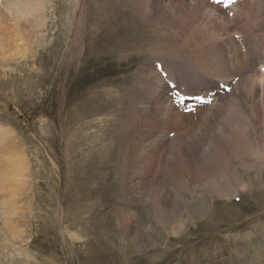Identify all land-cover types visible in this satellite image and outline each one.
Listing matches in <instances>:
<instances>
[{
  "label": "rangeland",
  "instance_id": "rangeland-1",
  "mask_svg": "<svg viewBox=\"0 0 264 264\" xmlns=\"http://www.w3.org/2000/svg\"><path fill=\"white\" fill-rule=\"evenodd\" d=\"M30 1L23 0L26 4L22 6L31 11H21L24 15L28 12L29 16L36 11L31 21L43 26L42 40L38 44L33 42L24 56L0 66V130L6 133L3 141L7 139V145L0 139V146L4 148L3 154L17 153L23 157L27 167L23 176L11 179L8 172L10 177L7 173L6 177L10 182L6 178L3 181L0 200L8 194L4 189L9 184L12 195L6 199L11 203L7 209L11 208L8 215L13 218V226L8 227L0 211V264H264V164L253 163L249 155L260 146L258 133H264V129L257 132L252 127L249 134L254 137L249 140L247 150L238 152L239 156L228 165L225 175L213 181L203 178L205 182L199 172L194 171L192 178L185 174L187 180L182 176L185 181V187L180 189L182 193L167 192L171 197L168 213L152 214L153 198L141 202L130 197L125 167L132 149L125 133L132 127L129 114L136 103L133 100L137 77L152 71L160 59L170 57L165 53L154 55V45L164 47L172 37L177 38L175 33L172 37L167 34L172 26L170 21L166 19L159 25L150 23L140 10V1L136 0H32L31 4ZM34 1L42 2H36L42 11ZM74 15L72 28L80 26L88 16H93L94 23L103 19L112 26H107L97 44L102 53L86 55L80 68L78 61L67 62L66 56L67 50V54L70 51L68 33L72 30L68 24ZM179 29L176 30L181 35L175 43L191 37L186 29ZM128 31L135 53L120 56L115 43ZM32 49L36 54L34 62L23 66L29 54H34ZM166 67L163 64L162 69L168 74ZM102 87H118L112 101L108 96L106 101L104 93L94 96ZM125 90L127 95L123 94ZM87 94L91 95L87 109L73 120L68 110L70 97H75L80 104ZM118 96L121 99L116 101ZM100 104L105 107L111 104L104 111L108 112L104 135L105 143L112 141V145L105 150L107 156L101 158L108 159L106 162L110 165L98 168L93 149H90L91 155L83 153L82 145L93 138L90 143L99 152V116L90 118L97 122L90 128L85 127L82 118ZM110 114L115 115L114 120ZM121 119L130 122L124 123ZM243 169L260 171L262 184L255 185L248 177H242ZM254 172L247 173L253 177Z\"/></svg>",
  "mask_w": 264,
  "mask_h": 264
},
{
  "label": "bare ground",
  "instance_id": "bare-ground-1",
  "mask_svg": "<svg viewBox=\"0 0 264 264\" xmlns=\"http://www.w3.org/2000/svg\"><path fill=\"white\" fill-rule=\"evenodd\" d=\"M136 1H140V10H142V14L150 20V23L159 25L166 19L170 21L173 27L171 26L167 32L169 36L174 35L175 33L177 38H179L181 32L176 30L179 28H181L179 30L186 29V33L191 36H188L190 37L188 40L183 37V41L179 43H175L177 38L175 37L176 39H174L171 36L172 38L169 40V44H165L164 47L162 44L154 45V55L158 53L159 55L160 53L170 55V57L168 56V58H165L164 60L160 59L157 61L158 58L155 60L157 62H162L165 66L167 65L166 69L168 71V78L174 81L176 88H184L187 94L198 96L215 90H220L222 88L221 84L232 85L229 92L217 94L216 100L210 105L198 107L194 113H185L181 107H177L174 104L173 98L169 96L168 93L171 89L165 79L161 76L160 72H158L156 66L152 71H149V73L143 74L142 76L138 75L137 86L135 85V100H133L136 103L132 110H130L129 114V116L132 117V127L129 128L130 130L127 131V133L124 132L126 142L132 149L128 160L129 163L125 167V170H128L125 182L126 186L131 189L130 197L134 198V200L142 202L144 199L143 202H145L147 201L145 200L146 198H153L154 201L151 205V212L156 216H161L168 213L171 202V197L168 196L170 195L168 194L170 193V190L171 194L175 190L176 192L177 190L180 192L181 187L185 185L182 176L199 172V174L201 173L200 177H202V179L204 178L213 181V179H218L222 175H225L227 173L228 165L231 164V161L234 160V158L236 160V157L239 156L238 152L247 150L249 140L254 137L253 133L252 138L250 136L251 134H249L251 133L250 131L252 130V127H254L257 132L264 129V72L262 71V68L264 67V0H243L232 6L229 10L223 9L221 6L215 5L206 0ZM28 2L29 1H27V3ZM34 2L33 3L37 5L36 2L39 1ZM22 3L23 0H2L0 2V66H6L9 62L14 60V58L24 56L26 52L30 50L29 48L33 42V44H38L39 41L42 40V32H40L42 30L40 29L43 26H41L40 22L33 23L31 21V16H34L36 11H32L30 16L28 12V15L27 13L24 15L25 12L21 10L27 8H23ZM23 4H26V2ZM77 5L78 3L76 2L75 6ZM37 6L39 8L41 5ZM51 7H54L53 2L51 3ZM39 10L42 11L41 7ZM40 11H38L37 14L39 19ZM231 12H233V16H230ZM75 15L74 17L72 16V19L70 18L71 21H69L68 24L69 29L72 30L70 31L68 29L70 31L68 34L71 35L69 43L70 51L69 54H67V50L66 56L68 55L67 62L73 61V59L78 61V68H80L82 66V59L86 55H99L102 53V49L99 48L97 44L99 43L102 34L106 31L107 26L110 24L106 23L103 19L98 23H94L92 20L93 16H88L84 23L82 22L80 26L72 28ZM37 17H35V19L38 20ZM20 20H22L23 23ZM176 20L178 22H176ZM20 22L22 23L21 25ZM110 27L112 28L111 25ZM17 31L19 34H17ZM129 34V31L126 32L115 43V49L120 56H122V53L123 55L130 52H133V54L135 53L134 46L128 38ZM237 35L238 38H236ZM21 40H24V42ZM52 51L53 50H51V52ZM32 52L34 54H29L30 58L29 60H26L23 66H31L34 62V55L36 54L33 49ZM123 58L125 59V57ZM31 61L32 63H29ZM18 64L20 65L21 62ZM58 67L60 68V66ZM8 68L11 67H5V69ZM15 69H17V66ZM128 84L132 85L131 82H128ZM102 88V90H96L97 94L94 96H100L98 92L104 93L106 95V101L109 98L112 101L114 98V91L117 90L118 87H116V89H113L112 87ZM124 89L125 88H123V91ZM126 92L127 91L125 90V93L123 94L127 95L128 93ZM130 96L132 97L131 94ZM90 99L91 95L87 94L82 97L81 103L77 104L75 97H70V100L68 101L70 104V106L68 104V110H70L73 120L77 119L81 111L87 109ZM97 99H101V97H98ZM117 99L120 100L121 97L118 96L116 101H118ZM132 99L133 98H131V100ZM110 107L111 104H108L106 107L104 104H100V106L93 110L89 116H83L82 118L85 120V127L90 128L97 123L90 118L92 116H99L98 124L101 127V131L97 137L100 141L97 143L100 145L99 152H96L95 150L96 145L93 147L90 143L93 138L82 145L83 153H90V149H93L95 155L94 163H96L95 165L98 168L107 167L109 164L108 159L101 158L107 156L105 150L112 145V141L105 143L107 138L106 135H104L105 126H107V124L104 123L105 115L108 114V112L106 113L104 111L109 110ZM113 107L112 104V108ZM110 115L114 120L115 115ZM109 119L111 120V118ZM121 120H123V122L127 121L124 119ZM59 121L60 120H58V122ZM116 122L117 121H115V123ZM55 123L56 122H54V124ZM115 123L113 125H115ZM111 132L113 131L111 130ZM171 132H174L173 136L170 135ZM5 134V131L1 129L0 139H2L3 143L6 142L7 145V139L5 138L6 141H3ZM258 135L260 137L258 138L262 142L260 146L254 150V153H250L249 155H252L253 163L264 164V133H258ZM85 138H87V136ZM76 140L75 142L77 143L78 141ZM95 141L97 140L95 139ZM116 145L118 146V143ZM80 148L81 147H79V149ZM20 149L21 147L19 150ZM3 150L4 148L1 145L0 198L4 182L7 181L10 176H12L11 179H13V177L15 179L18 176H23L21 174L27 169L26 160H24L23 157L21 158L17 153L10 154L6 152L8 153V156L6 153L3 154ZM126 156L128 157V155ZM106 160L108 161L106 162ZM79 165H81V163ZM87 165L91 164L88 163ZM92 165H94L93 162ZM10 166L12 171H10ZM246 170L247 172L250 171V173L255 171L256 174L254 172L253 177H250V174L243 169L244 172L241 171L243 174L242 177H248L250 182H255V185L262 184V178L258 176L260 175V171L262 172L261 168L259 169L260 171L251 169ZM8 172H11V175ZM6 173L7 177L10 175L8 178L6 177ZM192 177L193 176L191 175V178ZM204 179L203 181L205 182L206 180ZM8 181L10 182V180ZM191 182L193 183V181ZM8 187L9 184H7L4 189L8 194L3 195L2 200H0V211L3 214L4 222H6L10 228V226H13L11 222L13 218L8 215L11 208L7 209V206L9 204L11 205V203L9 202V199L7 200L6 198L11 197L12 193ZM166 187H171V189L165 190ZM173 199L179 201V198ZM162 219L163 218L160 220ZM17 232L20 233L19 230H16V233Z\"/></svg>",
  "mask_w": 264,
  "mask_h": 264
}]
</instances>
